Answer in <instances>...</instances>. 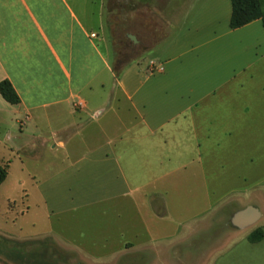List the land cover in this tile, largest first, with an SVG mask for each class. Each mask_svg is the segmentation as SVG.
Returning a JSON list of instances; mask_svg holds the SVG:
<instances>
[{
  "label": "crops",
  "instance_id": "1",
  "mask_svg": "<svg viewBox=\"0 0 264 264\" xmlns=\"http://www.w3.org/2000/svg\"><path fill=\"white\" fill-rule=\"evenodd\" d=\"M230 16L229 0H0V82L19 98L0 96V187L46 154L60 163L27 175L48 217L130 210L123 248H158L165 223L174 238L175 212L199 208L183 224L206 230L217 203L245 193L264 143V24L231 30ZM120 36L141 59H121Z\"/></svg>",
  "mask_w": 264,
  "mask_h": 264
},
{
  "label": "rangeland",
  "instance_id": "2",
  "mask_svg": "<svg viewBox=\"0 0 264 264\" xmlns=\"http://www.w3.org/2000/svg\"><path fill=\"white\" fill-rule=\"evenodd\" d=\"M128 46L121 36L114 44L122 60L142 58L141 48L130 51ZM259 148L260 158L250 171L245 193L217 203L203 231L197 219L183 224L199 208L175 212L179 234L172 238L171 224L156 226L159 230L151 236L158 248L134 240L133 246H117L119 229L135 228L138 220L130 210L122 221L116 220L108 203L48 217L27 174L42 180L49 167L60 162L46 154L27 160L26 173L19 177V169L12 167V178L0 187V264H264V143ZM13 177L23 185L12 184ZM188 197V189H181L178 200L186 204ZM247 209L256 220L239 223L236 217ZM256 231L262 237L250 242L248 236Z\"/></svg>",
  "mask_w": 264,
  "mask_h": 264
},
{
  "label": "trees",
  "instance_id": "3",
  "mask_svg": "<svg viewBox=\"0 0 264 264\" xmlns=\"http://www.w3.org/2000/svg\"><path fill=\"white\" fill-rule=\"evenodd\" d=\"M231 4V16L229 20V28L235 30L241 28L255 20H262L264 24V0H229ZM115 70L116 76L119 75V63ZM0 96L10 105H17L19 98L13 90L10 83L6 80L0 82ZM7 177V166L0 165V185ZM262 237L258 231L248 236L250 242H257Z\"/></svg>",
  "mask_w": 264,
  "mask_h": 264
},
{
  "label": "water",
  "instance_id": "4",
  "mask_svg": "<svg viewBox=\"0 0 264 264\" xmlns=\"http://www.w3.org/2000/svg\"><path fill=\"white\" fill-rule=\"evenodd\" d=\"M127 38L133 43V44H137L138 41L136 40V38L132 35H127ZM236 220L239 223L242 224H251L256 220L255 215L252 214V210L247 209L243 212H241L237 217Z\"/></svg>",
  "mask_w": 264,
  "mask_h": 264
},
{
  "label": "built area",
  "instance_id": "5",
  "mask_svg": "<svg viewBox=\"0 0 264 264\" xmlns=\"http://www.w3.org/2000/svg\"><path fill=\"white\" fill-rule=\"evenodd\" d=\"M93 36V35H92Z\"/></svg>",
  "mask_w": 264,
  "mask_h": 264
}]
</instances>
